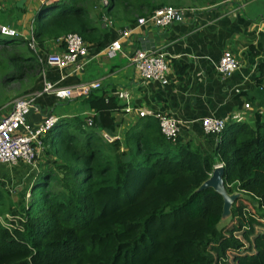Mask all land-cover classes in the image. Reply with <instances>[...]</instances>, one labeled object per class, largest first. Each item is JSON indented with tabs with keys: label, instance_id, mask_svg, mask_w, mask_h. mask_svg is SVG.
I'll return each mask as SVG.
<instances>
[{
	"label": "trees",
	"instance_id": "16d2710c",
	"mask_svg": "<svg viewBox=\"0 0 264 264\" xmlns=\"http://www.w3.org/2000/svg\"><path fill=\"white\" fill-rule=\"evenodd\" d=\"M220 1H46L33 32L41 44L73 32L103 49L104 15L125 27L162 6ZM0 52L8 57L5 84L42 69L23 36L0 33ZM175 68L183 76L188 65ZM257 82L254 121L228 120L213 152L167 138L152 114L127 131L123 149L122 140L100 133L116 134L113 112L124 105L103 87L89 93L94 124L89 116L62 117L49 130L29 201L5 210L0 188V264H264V63ZM219 163L227 190L244 194L225 225L222 195L197 191Z\"/></svg>",
	"mask_w": 264,
	"mask_h": 264
},
{
	"label": "crops",
	"instance_id": "0c3cea01",
	"mask_svg": "<svg viewBox=\"0 0 264 264\" xmlns=\"http://www.w3.org/2000/svg\"><path fill=\"white\" fill-rule=\"evenodd\" d=\"M19 1L0 0V24L16 29L20 36L28 39L37 11L50 1L26 0L23 8L17 6ZM187 8L190 10L184 20L174 22L166 29L149 26L134 32L123 42V51L115 57L105 52L114 36L107 32L103 49L90 44L88 63L81 70L73 73L70 66L64 71L70 74L61 84L70 86L100 81L103 89L124 105L113 112L119 124L115 135L123 141V149L127 150V131L141 118L138 108L147 112L165 110L175 116L181 125L180 139L192 141L208 152L217 147L219 137L204 131L201 122L204 116L227 118V121H254L255 113L249 109L255 108L251 96L257 90L260 66L264 63V0H222L213 5ZM97 13V7L93 6L91 16L95 17ZM99 26H102L100 19ZM138 47L166 55L170 67L169 84L140 76L129 59ZM63 49L64 43L60 39L43 44L37 41V50L31 48L38 58ZM226 49L232 50L240 60V68L230 77L221 76L217 70V63ZM176 62L188 65L183 76L177 73ZM48 74L51 79H58L61 72L50 67ZM40 84L41 81L34 88ZM245 91L250 92L249 95H244ZM126 92L129 93L128 100L122 96ZM87 97L61 100L47 95L39 98V103L43 112L50 111L60 118L96 115ZM246 102L251 103L249 108L245 107ZM127 104L132 107L130 112L125 111ZM43 114L31 113L30 121L39 124Z\"/></svg>",
	"mask_w": 264,
	"mask_h": 264
},
{
	"label": "built area",
	"instance_id": "2783aa9c",
	"mask_svg": "<svg viewBox=\"0 0 264 264\" xmlns=\"http://www.w3.org/2000/svg\"><path fill=\"white\" fill-rule=\"evenodd\" d=\"M57 2L58 0H49ZM107 3V0H104ZM187 7H176L166 5L159 7L154 12L141 16L136 22L125 27H119L116 21L108 16L102 17V26L108 30V34H114L113 38L105 47V52L110 57H115L123 51V42L131 37V35L142 27L153 26L159 29H166L172 23L183 21L187 12ZM0 33L5 36L17 37L20 33L8 25L0 24ZM64 43V49L59 52L48 53L45 57L39 58L42 62L40 71L39 87L34 88L26 95L16 98L6 114L0 116V164L17 166L21 163L38 167V160L44 151L43 138L51 128L60 119L59 116L52 114L50 111L43 112V108L39 103V98L47 95H53L57 99L67 100L77 96H87L94 90L102 87L100 81L87 84H73L65 86L61 84L70 73H65L66 68L72 66V72H78L87 63V55L91 45L83 39L78 33H68L59 38ZM29 46L35 51L37 50V41L34 37L33 28L28 38ZM37 52V51H36ZM38 53V52H37ZM132 64L138 69L143 79L155 80L163 85L169 84L168 72L169 63L163 52H158L147 47H138L132 55L129 56ZM57 68L61 74L58 79H51L48 74V68ZM240 68V60L232 50L223 51L217 70L223 77L232 76ZM123 98L129 99V93H123ZM245 107L249 108L250 103L246 102ZM132 107L127 104L126 112H130ZM141 117L148 114L154 115L160 122L163 134L172 140H176L181 135L180 121L170 115L165 110L158 112H147L146 110L137 109ZM43 114V119L39 124L30 121L31 113ZM93 116L87 118L88 125L94 124ZM204 131L207 134L215 135L217 138L226 127L227 118H219L215 116H204L201 120ZM101 136L109 141H115L118 136L111 134L106 130L101 131ZM240 192V191H239ZM9 219L16 218L8 215Z\"/></svg>",
	"mask_w": 264,
	"mask_h": 264
},
{
	"label": "rangeland",
	"instance_id": "374dc122",
	"mask_svg": "<svg viewBox=\"0 0 264 264\" xmlns=\"http://www.w3.org/2000/svg\"><path fill=\"white\" fill-rule=\"evenodd\" d=\"M183 7H188V6H183ZM7 64H8V57L2 52H0V116L6 114V112L9 111L12 102L16 98L31 92L32 89L34 88V85L40 81L39 78L40 72L39 69L37 68L31 71V73L28 76H26L23 80L11 81L10 83H6V84L3 83L1 79L3 74V70L1 66ZM249 111L254 112L255 108L251 107ZM248 122L252 123V121H248ZM43 157L44 156L42 152L39 158L41 163ZM38 167H39V160H38ZM38 167H31L23 164L14 167L9 165H0V188L4 192L3 208L5 210L10 209V207L19 209L29 201L30 187L34 180L33 177L36 176ZM242 240L243 242H246V244H248L245 239Z\"/></svg>",
	"mask_w": 264,
	"mask_h": 264
},
{
	"label": "water",
	"instance_id": "95a60500",
	"mask_svg": "<svg viewBox=\"0 0 264 264\" xmlns=\"http://www.w3.org/2000/svg\"><path fill=\"white\" fill-rule=\"evenodd\" d=\"M26 0H20L17 4L18 7L23 8ZM225 168L222 164H217L211 173V176L204 181L197 189V191H202L207 188H213L219 194L222 195L224 199L223 205V214L220 220L221 225L228 224L231 221V217L233 214V205L235 201L243 197L242 192H233L230 193L225 184L224 178Z\"/></svg>",
	"mask_w": 264,
	"mask_h": 264
}]
</instances>
